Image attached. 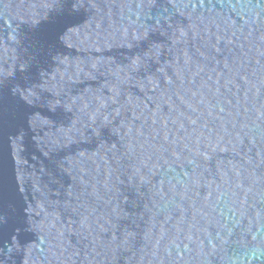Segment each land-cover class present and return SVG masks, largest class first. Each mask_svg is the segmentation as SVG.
<instances>
[{
	"label": "water",
	"instance_id": "water-1",
	"mask_svg": "<svg viewBox=\"0 0 264 264\" xmlns=\"http://www.w3.org/2000/svg\"><path fill=\"white\" fill-rule=\"evenodd\" d=\"M0 264H264V0H0Z\"/></svg>",
	"mask_w": 264,
	"mask_h": 264
}]
</instances>
